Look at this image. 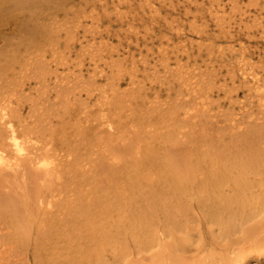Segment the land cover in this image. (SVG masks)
<instances>
[{"label": "bare ground", "instance_id": "1", "mask_svg": "<svg viewBox=\"0 0 264 264\" xmlns=\"http://www.w3.org/2000/svg\"><path fill=\"white\" fill-rule=\"evenodd\" d=\"M76 1L0 0V40L9 42L5 28L25 34L6 44L15 62L5 51L0 68V264H264L259 78L254 98L233 110L230 100L231 112L211 106L195 72L188 73L195 84L180 76V97L171 98L169 83L166 98L148 103L133 79L122 90L114 76L102 85L94 74L79 91L94 102L82 100L77 113L67 82L54 87L59 108L34 114L31 107L30 122L19 109L25 101L1 104L26 95V79L45 80L43 47L54 48L58 15L74 11ZM17 64L21 89L8 86ZM53 106L57 123L47 112Z\"/></svg>", "mask_w": 264, "mask_h": 264}, {"label": "rangeland", "instance_id": "2", "mask_svg": "<svg viewBox=\"0 0 264 264\" xmlns=\"http://www.w3.org/2000/svg\"><path fill=\"white\" fill-rule=\"evenodd\" d=\"M80 1L75 3V12L72 10L66 16L63 13L58 15L57 20L62 21L59 23L62 30L59 29L60 37L56 38L55 36L54 48L52 45L46 46L48 48L43 47L41 55L44 57L41 56V61L44 62H41V66L43 63L49 65L46 67L49 70L47 75L42 74L45 80L26 79L23 87L26 95L24 91L18 92L19 96L13 95L12 99L11 96H7L1 101L4 106L14 104L12 107L19 106V100L20 102L25 101L24 107H22L24 103H19V109L23 111V115L28 118L29 122L32 116L31 107H34L33 111H37L34 114L43 113L44 108L49 107V104H54L59 108L61 104L56 105L55 102L59 103L60 99L55 93L57 89L54 88L59 83L64 85L67 82L71 88L73 87V101L68 103V105L73 104V108L70 107L72 111L77 113L82 102L86 103V106L91 105L87 101L92 99L94 102V98L85 99L86 93L81 96L79 93L82 91V85L87 84L89 80L91 82L94 74L97 75L95 78L98 83L102 85H105L107 77L114 76L112 80L119 82L122 90H129V86H132L131 79H133V83H138L137 86L143 87V96L145 95L147 103L154 102L156 94L161 98H166L168 91L165 89L170 87L169 83L173 87L169 90L171 98L180 97L182 90L176 92L179 89L177 81L180 82L187 78L188 82L195 84L192 81L196 79V84L199 83L200 87L204 85L205 90L209 92L208 95L211 96V99H208L212 100L210 101V103L212 102L211 106L213 103L220 105L217 107L218 111L220 108L223 110L230 108V100L235 102V106H231L233 110L239 109L244 105L242 103L254 98L253 96L257 93L255 89H251L255 84L254 77L264 83V0H89L86 6H84L85 2L80 4ZM53 26L55 27V25H51V29L54 28ZM5 31H7L6 36L9 42L0 40V50L3 49L0 51V68L5 67V51L7 53L8 49H12L6 44L14 43L16 45L17 39L25 35L20 31L15 32L13 36L12 30L8 28H5ZM25 40L27 41V38ZM28 44L30 45V43ZM30 47H25V49ZM44 48L47 50L44 51ZM7 54L11 55L8 56V59L11 61L13 56L11 62H15L14 55ZM36 55H39V52ZM38 57L40 58V56ZM16 68L18 69L11 73V77H18L12 79L8 86L12 88L17 86L21 89L22 80L20 79L21 82L18 80L20 77L18 72L21 67L17 64ZM45 69L42 68V70ZM50 69H52V73H50ZM112 72L115 74L113 75ZM194 72L196 78L191 80L190 77L194 75ZM170 74H174L175 78ZM62 79H64V83ZM6 80L9 82L8 78ZM175 86L178 88L177 90ZM27 92L31 94L29 96H32L33 103L27 102ZM147 92L150 93L147 94ZM9 94L11 95V93ZM22 96L26 100H22ZM8 97L11 102L7 99ZM48 98L49 100H47ZM5 101L10 104H6ZM55 107H52V111L47 109V112L54 113L51 119L57 123L59 120L56 115L58 109ZM232 110L227 111L231 112ZM219 115L221 116V114Z\"/></svg>", "mask_w": 264, "mask_h": 264}]
</instances>
